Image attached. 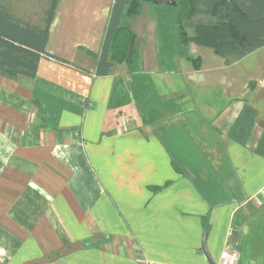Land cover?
<instances>
[{
    "label": "crops",
    "instance_id": "crops-1",
    "mask_svg": "<svg viewBox=\"0 0 264 264\" xmlns=\"http://www.w3.org/2000/svg\"><path fill=\"white\" fill-rule=\"evenodd\" d=\"M50 1L0 6L44 28ZM114 2L60 0L35 76L0 74V264H218L225 250L252 264L264 46L232 62L191 43L195 68L170 59L157 6L145 4L126 20L138 74L115 64L99 75ZM121 67L130 91L119 93Z\"/></svg>",
    "mask_w": 264,
    "mask_h": 264
},
{
    "label": "trees",
    "instance_id": "trees-1",
    "mask_svg": "<svg viewBox=\"0 0 264 264\" xmlns=\"http://www.w3.org/2000/svg\"><path fill=\"white\" fill-rule=\"evenodd\" d=\"M175 6L157 9L167 55L190 60L189 45L209 47L229 61H238L264 46V0H174ZM60 0H51L44 28L15 20L0 6V74L9 78L34 77L38 62L46 55L50 26ZM141 0H115L111 12L98 74H110L115 64H126L138 74L135 36L126 20L141 12ZM163 38V39H164ZM56 59V58H55ZM145 82L137 76L138 93ZM126 101V100H125ZM123 101L122 103H125Z\"/></svg>",
    "mask_w": 264,
    "mask_h": 264
},
{
    "label": "rangeland",
    "instance_id": "rangeland-1",
    "mask_svg": "<svg viewBox=\"0 0 264 264\" xmlns=\"http://www.w3.org/2000/svg\"><path fill=\"white\" fill-rule=\"evenodd\" d=\"M166 1V0H165ZM174 1V0H173ZM164 2V1H163ZM165 4V3H164ZM148 7H153L151 5H149ZM120 70H124L125 73H122L121 75V72H119L118 76H121L122 79H123V84H121L122 88H118L119 90V93L123 90L125 91H130V86L128 83L126 78L124 79V77H126V75H130V72L128 71V69L124 68V67H121ZM127 73V74H126ZM250 221H248L249 223V226L247 228V230L249 231L250 233V237L251 239L249 241H251L252 239H254L255 237H259V239L261 240L262 242V246L259 250V253L257 255H255V261L252 262V264H257V261L256 260H259L260 259V264H264V208L260 211H258V213L256 214H253L250 219ZM248 246H249V249H250V244L248 243ZM247 251V254L249 255V253L252 252V250H249ZM255 252V251H254ZM255 254V253H254ZM257 257V259H256ZM245 260H250V257L248 256Z\"/></svg>",
    "mask_w": 264,
    "mask_h": 264
},
{
    "label": "built area",
    "instance_id": "built-area-1",
    "mask_svg": "<svg viewBox=\"0 0 264 264\" xmlns=\"http://www.w3.org/2000/svg\"><path fill=\"white\" fill-rule=\"evenodd\" d=\"M240 258L241 254L239 252H229L225 250L222 252L221 259L218 264H239ZM139 259H141L140 264H153L144 256L139 257Z\"/></svg>",
    "mask_w": 264,
    "mask_h": 264
},
{
    "label": "water",
    "instance_id": "water-1",
    "mask_svg": "<svg viewBox=\"0 0 264 264\" xmlns=\"http://www.w3.org/2000/svg\"><path fill=\"white\" fill-rule=\"evenodd\" d=\"M141 1H142L143 3H145V4H152V5H155V6L160 5L159 0H141ZM167 5H168V6H175V5H176V2L172 0V1H169V2L167 3ZM205 239H206V235L204 236V239H203V251H204L205 255L207 256V258H208L210 261H212L210 255H209V252H208L207 246H206V244H205ZM211 263H212V264H215V263H213V261H212Z\"/></svg>",
    "mask_w": 264,
    "mask_h": 264
},
{
    "label": "flooded vegetation",
    "instance_id": "flooded-vegetation-1",
    "mask_svg": "<svg viewBox=\"0 0 264 264\" xmlns=\"http://www.w3.org/2000/svg\"><path fill=\"white\" fill-rule=\"evenodd\" d=\"M163 1H164V2H163ZM169 1H172V0H166V1H165V0H159L160 5H162V4H164V3L167 4Z\"/></svg>",
    "mask_w": 264,
    "mask_h": 264
}]
</instances>
